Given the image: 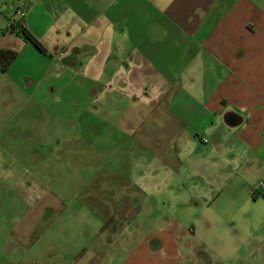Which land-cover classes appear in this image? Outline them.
Wrapping results in <instances>:
<instances>
[{
	"label": "crops",
	"instance_id": "0c3cea01",
	"mask_svg": "<svg viewBox=\"0 0 264 264\" xmlns=\"http://www.w3.org/2000/svg\"><path fill=\"white\" fill-rule=\"evenodd\" d=\"M18 2L20 14L14 12L0 39V49L17 52L8 70L0 71L8 75L6 83L18 91L29 76L31 86V75L11 79L10 70L25 51L37 79L50 73L54 84L84 92L90 120L77 152L83 201L76 213L66 210L65 196L36 192L41 170L54 172L49 181H61L59 158L67 160L63 166L68 157L73 161L68 135L58 130L73 128L74 119L63 123L55 111L49 113L44 136L54 158L45 157L44 165L42 158L39 164L34 158L33 165L21 162L23 175L15 178L0 164L2 199L9 177L17 186L32 188L20 197L24 211L12 241L5 244L0 225V264H264V189H255L264 184V0ZM16 23L44 53L11 29ZM43 59L47 62L41 66ZM110 139L113 146H106ZM33 154L43 156L37 150ZM30 165L34 175L27 174ZM175 186L199 188L191 197L194 208L215 204L216 216H225L227 234L236 240V252L228 259L221 258V248L201 246L213 258L199 260L190 228L156 208V216L148 214L147 199L157 205V197ZM242 187L247 190L235 195L234 189ZM225 191L232 194L224 196ZM176 200L184 206L181 197ZM160 205L167 210L171 204L163 199ZM143 213L149 217L146 226L138 221ZM75 216L95 241L76 250L66 247V254L50 244L38 253L41 245L31 241L41 240L49 229L67 234ZM0 220H5L1 205ZM197 225L195 234L212 230L209 219ZM139 229L149 240L129 242ZM116 235L127 236L119 247L128 249L124 259L106 254L116 245L109 236Z\"/></svg>",
	"mask_w": 264,
	"mask_h": 264
},
{
	"label": "rangeland",
	"instance_id": "374dc122",
	"mask_svg": "<svg viewBox=\"0 0 264 264\" xmlns=\"http://www.w3.org/2000/svg\"><path fill=\"white\" fill-rule=\"evenodd\" d=\"M20 8L21 3L16 0H0V39L3 36L1 33H4V29L6 25L10 23L9 21L12 19L14 12L16 13L18 9L21 10ZM28 61H30V58L24 51L15 61V65L12 67L13 69L11 68L10 72L11 79H16L17 81H19L22 76L27 77L31 75L33 79L31 86L26 84V81L29 79L28 76L26 81H22L23 83L20 84L23 88H19L18 91H15L6 83L8 75L4 76L0 73V164L4 163L5 173L10 169V177L18 178V175H23L21 162H28V164L32 163L33 165L32 158L35 159V164H39L41 158L42 162L45 157L48 159L51 157L54 158V154H50V148L53 149V145L49 142V139L44 136L45 131L49 132L50 125V120H46V118H51L49 117V113L55 111L57 113V118H60L63 123H65L67 119H74V123L72 124L73 128L69 125L68 127L61 125L62 127L59 126L58 130L61 136L68 135L66 140L68 146H66L67 148L74 149L73 161H71L72 158L68 157V165L63 166L67 160H61L59 158L58 173L62 178L61 181H49L50 176L54 172L48 169L41 170L40 186L36 187V192L39 193V191H41V193H44L45 191H51L59 196H65L66 199L63 198L64 202H69L66 210L69 207L71 211L76 213V210L79 209L80 202L82 204L83 201L79 198L82 195L83 188L81 186L80 172H75V170H79L76 168V164L82 165V157L78 155L77 152L82 149L81 146L83 147L81 144L82 139L88 136L84 129L85 126L89 124L88 121L90 120L88 114H85V106L82 104V95L84 92L77 90L75 86H71L70 88L62 87L60 81L54 84L53 79L50 78V73L44 78L37 79V76L30 73ZM44 61L47 62V59H43L39 64L44 66ZM36 84L38 85L35 86ZM73 101H76V106L72 105ZM72 129L73 131L70 132ZM113 142L112 139L107 140L106 146H113ZM36 150L40 154L42 153L43 156L37 155L35 158L33 153H35ZM32 165L29 166V172H27V174H35V171L30 169ZM42 165H44V162ZM10 177L5 179V185H7L5 186V199H2V192L0 191V205L5 208V220H0V225L4 227L5 230V244L7 241H12L10 234L24 211V203L20 200V197L26 195L25 193L29 191V189H32L27 188V186H17L14 184L15 180H10ZM198 189L199 188L193 187L183 189L179 188V186L167 188L166 192L161 194V198L157 197V205H154V203H157L156 201L150 204V200L147 199L145 203L148 209L147 212L148 214L151 213L153 216H156L157 214L153 213L152 210L156 208L158 212L162 214H170L171 218L181 223L182 228L191 229V243L193 245H198L199 248L201 246H206L208 248L209 246H215L216 248H221L223 242L231 237L227 234L229 231V229L226 228L227 219L224 215L216 216L217 210L215 209V204H205L202 209L194 208L191 197H194L193 195L198 192ZM246 190L247 187L235 188L234 192L236 195V193L241 194L242 191ZM223 194L224 196H229L232 192L229 193V191H225ZM177 197H181V201H184V206L181 205L180 202H177ZM12 199L18 200L17 202H13ZM163 199L168 200L171 204L167 210L161 209L160 201ZM142 206H144V204H142ZM67 214L66 220H68V217H72V215H69L70 212H67ZM208 219L211 220L212 230L206 228L203 230L202 228V234L199 232L195 234L192 229L193 224H196V229L199 231L197 222L203 226ZM139 220L142 221L143 226H146L145 224L146 221L149 220V217L146 219L143 213L138 216V221ZM53 225L56 229L60 227L58 223H54ZM82 226L83 219L75 216L71 218V228L67 234H61L58 230L51 231V229H49L46 235L42 236L41 240H37V238L33 239V236L31 242L41 245V247L37 249L38 253L44 252L47 245L50 244L52 248L60 254H66L68 253L66 247H71L76 250L85 243H93L91 241H95L96 237L92 235L91 229L86 228V225L85 228L82 229ZM144 228L145 227H143V230ZM143 230L140 231L139 229L137 236L133 234L130 239L128 237L129 242L134 243L137 240V242L141 243L149 240L147 239L148 234ZM109 237H112V242H116L111 244L116 245L112 247L110 251L108 250L106 252L108 257H113L116 260L118 258L124 259L128 249L119 251V247L125 246L124 242L127 236H123L122 238L121 235ZM231 238L236 241L234 236ZM186 239L189 240V237H184L183 241H187ZM248 242L251 244L256 243V241L254 242L252 240ZM199 248L196 251V254L199 255V260L212 257L211 255L209 256L208 252L203 250L202 247L201 250H199ZM12 255L15 254L13 253ZM58 259H60V257H58Z\"/></svg>",
	"mask_w": 264,
	"mask_h": 264
},
{
	"label": "trees",
	"instance_id": "16d2710c",
	"mask_svg": "<svg viewBox=\"0 0 264 264\" xmlns=\"http://www.w3.org/2000/svg\"><path fill=\"white\" fill-rule=\"evenodd\" d=\"M14 28V29H13ZM12 30H16L17 34L20 35L24 41L32 44L38 51L44 53V49L41 44L35 39V37L19 23L11 26ZM17 52L10 49H0V71L5 73L10 67L11 63L15 60Z\"/></svg>",
	"mask_w": 264,
	"mask_h": 264
},
{
	"label": "clouds",
	"instance_id": "9594fccd",
	"mask_svg": "<svg viewBox=\"0 0 264 264\" xmlns=\"http://www.w3.org/2000/svg\"><path fill=\"white\" fill-rule=\"evenodd\" d=\"M234 245V239L229 237L221 245V258L228 259L229 256L233 255L236 252Z\"/></svg>",
	"mask_w": 264,
	"mask_h": 264
},
{
	"label": "built area",
	"instance_id": "2783aa9c",
	"mask_svg": "<svg viewBox=\"0 0 264 264\" xmlns=\"http://www.w3.org/2000/svg\"><path fill=\"white\" fill-rule=\"evenodd\" d=\"M18 1H22V0H18ZM16 13L20 14V10L18 9ZM258 188L264 189V184L260 183L259 186L257 188H255V189H258Z\"/></svg>",
	"mask_w": 264,
	"mask_h": 264
},
{
	"label": "water",
	"instance_id": "95a60500",
	"mask_svg": "<svg viewBox=\"0 0 264 264\" xmlns=\"http://www.w3.org/2000/svg\"><path fill=\"white\" fill-rule=\"evenodd\" d=\"M230 122H231L232 124H235V120H233V119H231ZM162 206H163V207H167V204L163 202V203H162Z\"/></svg>",
	"mask_w": 264,
	"mask_h": 264
}]
</instances>
